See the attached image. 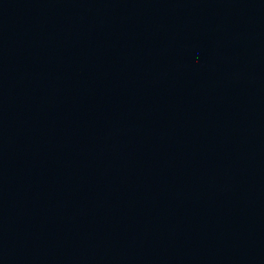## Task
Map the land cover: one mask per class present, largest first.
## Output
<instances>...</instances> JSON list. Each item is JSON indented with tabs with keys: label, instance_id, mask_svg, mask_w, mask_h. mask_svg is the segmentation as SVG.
I'll return each mask as SVG.
<instances>
[{
	"label": "water",
	"instance_id": "1",
	"mask_svg": "<svg viewBox=\"0 0 264 264\" xmlns=\"http://www.w3.org/2000/svg\"><path fill=\"white\" fill-rule=\"evenodd\" d=\"M0 264H264V0H0Z\"/></svg>",
	"mask_w": 264,
	"mask_h": 264
}]
</instances>
